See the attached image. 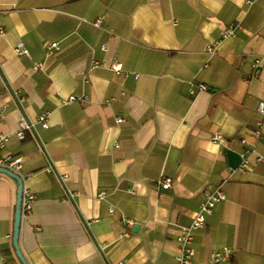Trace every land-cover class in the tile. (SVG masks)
<instances>
[{
    "label": "crops",
    "instance_id": "0c3cea01",
    "mask_svg": "<svg viewBox=\"0 0 264 264\" xmlns=\"http://www.w3.org/2000/svg\"><path fill=\"white\" fill-rule=\"evenodd\" d=\"M0 21L2 152L22 157L35 195L19 225L28 264H177L181 226L222 180L225 198L194 231L191 264L223 245L229 264H264V163L251 156L237 168L243 147L264 151L250 135L264 96V72L254 71L264 0H0ZM226 25L235 36L220 38ZM17 40L28 54L14 52ZM190 80L206 89L190 93ZM70 94L84 100L64 101ZM20 116L35 121L21 139ZM160 174L170 187L155 186ZM16 193L0 172L9 264H21Z\"/></svg>",
    "mask_w": 264,
    "mask_h": 264
},
{
    "label": "built area",
    "instance_id": "2783aa9c",
    "mask_svg": "<svg viewBox=\"0 0 264 264\" xmlns=\"http://www.w3.org/2000/svg\"><path fill=\"white\" fill-rule=\"evenodd\" d=\"M99 19H97L94 24H98ZM3 27L0 21V35L3 34ZM235 36L234 27L232 25H226L220 30V38ZM58 44L56 41H52L49 44V47H57ZM13 50L16 54H28V49L21 40H17L13 45ZM210 52H214V46L211 45L208 47ZM99 63V62H94ZM104 64L103 62H100ZM116 73L122 72L121 64L117 61H112L109 64ZM255 72H264V62L261 59H256L254 63ZM124 74H126L124 72ZM136 75V74H135ZM198 90L206 89V85L202 82H194L193 80L189 81V92L194 93L196 88ZM64 100V99H63ZM78 100L82 102L84 96H76L74 94L68 95L64 101ZM5 103L3 100V93L0 92V116L3 115ZM256 123L255 126L250 131V135L258 142L264 144V96L259 99L256 109ZM117 121L122 120L121 116H117ZM35 121L39 122L42 126H47V114L42 113L37 115ZM34 121V122H35ZM33 121L27 120L24 116H20L17 127L15 130V135L21 139L24 137V130H32ZM219 134L215 132L212 134L211 139L217 140ZM7 141V134L0 132V168H6L14 173L19 174L21 169L22 157L19 155H12L9 153H3L2 149L4 148ZM242 143H248L245 136L240 138ZM240 162L237 166L239 170H244L248 167L250 157H253L254 162L264 163V151H258L255 148V145L245 146L239 152ZM224 180L219 182L212 190L208 191L205 197L199 202L198 209L195 214L192 216L189 224L181 226L180 232L177 235V253L176 260L177 264H191L192 257L194 255V248L191 245L193 239V233L196 229H200L205 225L206 217L213 212V208L217 202L225 198V192L222 188V183ZM154 184L157 188H168L172 184V177L160 174L154 181ZM104 191L99 192V196L104 195ZM35 195L26 189L24 186L22 188L20 211L21 214L29 212L31 209ZM112 210V207H110ZM233 249L227 245H223L219 248H214L210 251V255L205 264H229L230 257L232 255ZM0 258L2 264H9L5 254H1Z\"/></svg>",
    "mask_w": 264,
    "mask_h": 264
},
{
    "label": "water",
    "instance_id": "95a60500",
    "mask_svg": "<svg viewBox=\"0 0 264 264\" xmlns=\"http://www.w3.org/2000/svg\"><path fill=\"white\" fill-rule=\"evenodd\" d=\"M0 172H3L12 178H14L17 182V193H16V201H15V211H14V222H13V232H12V244L15 251V254L20 261L21 264H28L27 260L23 256L21 249L18 244V236H19V225L21 219V211H20V203H21V195L23 188V179L17 173H14L6 168H0Z\"/></svg>",
    "mask_w": 264,
    "mask_h": 264
}]
</instances>
